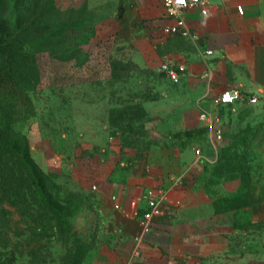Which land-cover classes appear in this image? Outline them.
I'll use <instances>...</instances> for the list:
<instances>
[{
	"label": "rangeland",
	"instance_id": "374dc122",
	"mask_svg": "<svg viewBox=\"0 0 264 264\" xmlns=\"http://www.w3.org/2000/svg\"><path fill=\"white\" fill-rule=\"evenodd\" d=\"M30 4L18 30L21 8L0 0V19H10L25 54H0V138L29 153L22 162L0 148V264H73L70 249L78 253L80 243L89 245L82 264H109L110 207L93 189L96 166L118 169L157 145L197 142L205 128L176 127L168 69L142 67L132 41L100 37L57 0ZM252 115L243 105L219 107L213 127L226 133L211 135L209 157L201 152L212 178L241 175L252 186L258 195L244 202L264 198L262 134Z\"/></svg>",
	"mask_w": 264,
	"mask_h": 264
},
{
	"label": "crops",
	"instance_id": "0c3cea01",
	"mask_svg": "<svg viewBox=\"0 0 264 264\" xmlns=\"http://www.w3.org/2000/svg\"><path fill=\"white\" fill-rule=\"evenodd\" d=\"M57 2L63 10H78L100 37L132 41L142 67L176 72L178 82L168 76L176 88V127L205 128L197 142L157 145L118 169L106 161L96 166L93 189L110 207L108 263L264 264V198L241 202L258 195L252 186L241 175L212 178L198 153L209 157L212 148L204 113L215 117L219 107L230 105L219 103L220 96L264 97V0H211L208 15L190 9L184 12L185 37L164 32L175 19L163 0ZM232 104L252 112L248 121L262 134L258 146L264 150L263 104ZM150 198L160 200L162 211L145 231L135 214L146 211Z\"/></svg>",
	"mask_w": 264,
	"mask_h": 264
},
{
	"label": "built area",
	"instance_id": "2783aa9c",
	"mask_svg": "<svg viewBox=\"0 0 264 264\" xmlns=\"http://www.w3.org/2000/svg\"><path fill=\"white\" fill-rule=\"evenodd\" d=\"M164 6L167 12V15L175 19V23L172 25H167L164 27V32L167 35L172 36H189L190 32L187 28V21L184 16V12L190 9H198L202 15H208L210 13L211 0H163ZM239 11L243 12V8L239 7ZM212 53V51H208ZM170 78L174 82L179 81V76L173 70L169 72ZM238 99L247 101L252 105L263 104L264 106V97L259 94H245L242 95L239 93L237 96H231L229 94H223L217 100L219 103L232 104L235 103ZM204 118L207 119L209 126L211 127L212 135H215L216 139H222L223 131L222 129L215 128L214 123L216 116H211L208 113H204ZM200 157L203 158V154L198 150ZM160 200L157 198H150L148 200V206L144 213L136 212L135 216L138 217L143 225L145 231H149L152 226V218L155 215L161 214Z\"/></svg>",
	"mask_w": 264,
	"mask_h": 264
},
{
	"label": "trees",
	"instance_id": "16d2710c",
	"mask_svg": "<svg viewBox=\"0 0 264 264\" xmlns=\"http://www.w3.org/2000/svg\"><path fill=\"white\" fill-rule=\"evenodd\" d=\"M17 8H21L23 14H18L15 18V26L18 30L24 29V23L26 21L25 14H28L33 11V8L30 4V0H10ZM7 7V4L5 5ZM11 25V21L9 18H1L0 19V54L8 55V60L14 61L18 59L20 56L25 55L23 53L24 43L21 40L20 36H11L9 33V28ZM68 28H60L58 31L66 30ZM28 99V96H25ZM10 116V114H9ZM9 118V117H8ZM0 148L2 150H6L9 153H14L22 158V162H25V158H29L28 150L24 151V153H20L19 150L7 143L3 138H0ZM241 201V198L239 199ZM227 203L228 201H223ZM242 202V201H241ZM77 252L74 253L73 248L70 249V257L75 255L74 258L71 260L73 264H82V261L88 254L89 245L80 243L77 246Z\"/></svg>",
	"mask_w": 264,
	"mask_h": 264
}]
</instances>
